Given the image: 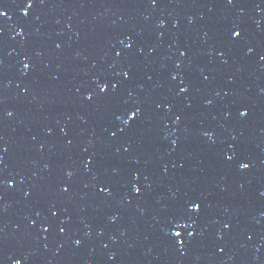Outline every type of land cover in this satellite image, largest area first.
Wrapping results in <instances>:
<instances>
[{
    "label": "water",
    "instance_id": "obj_1",
    "mask_svg": "<svg viewBox=\"0 0 264 264\" xmlns=\"http://www.w3.org/2000/svg\"><path fill=\"white\" fill-rule=\"evenodd\" d=\"M261 57L264 0H0V264H264Z\"/></svg>",
    "mask_w": 264,
    "mask_h": 264
},
{
    "label": "snow or ice",
    "instance_id": "obj_2",
    "mask_svg": "<svg viewBox=\"0 0 264 264\" xmlns=\"http://www.w3.org/2000/svg\"><path fill=\"white\" fill-rule=\"evenodd\" d=\"M152 2L155 4L156 0H152ZM227 2H228L229 4H231V3L233 2V0H227ZM29 7H31V0H29ZM231 35L233 36V38H238V37H240L241 33H240L239 31H233V32L231 33ZM128 47L131 48L132 45L129 44ZM249 51H251V49H249ZM116 55H117V56H120L121 53H120V52H117ZM181 55H184V53L182 52ZM261 59H264V57H261ZM25 67L27 68L28 65L25 64ZM122 75H123L125 78H127V77L129 76V73L124 72ZM173 79H175V77H173ZM113 87H116V86L113 85ZM98 88H99V94H98V95H103V94H106V93H107L108 85L102 83V84H99V85H98ZM186 91H187L186 88H181V92H186ZM86 99H87V100H92V99H93V96H92V95H88V96L86 97ZM139 113H140V109H136L135 111H133V112L131 113L129 119H132V118L138 117ZM246 114H247V113L244 112V111H241V113H240L241 117L245 116ZM9 115H11V113H9ZM177 120H179V117H177ZM125 123H127V121H126ZM112 135L115 136V133H112ZM69 143H71V141H69ZM3 150L6 151V149H3ZM231 159H232V157L229 156V157H228V160H231ZM89 163H91V160H89ZM241 167H242V168H247L248 165H247V164H242ZM68 175L71 176V173H68ZM3 183H5V181L0 180V184H3ZM8 183H10V182H8ZM133 188H134V191H135L136 193H140L141 189H140L139 187H136V186L134 185ZM64 191H67V189H64ZM101 191L108 192V194H110V190L107 189V188H103V189H101ZM193 207H194L195 210H199L200 205L197 204V203H195V202L193 201V202H192V208H193ZM53 214L55 215V213H53ZM60 231L63 232L64 229H60ZM174 235H175V237L178 238V237L180 236V233H179V232H176ZM189 235H191V233H189ZM77 243H79V241H77ZM16 264H19V262L17 261Z\"/></svg>",
    "mask_w": 264,
    "mask_h": 264
}]
</instances>
